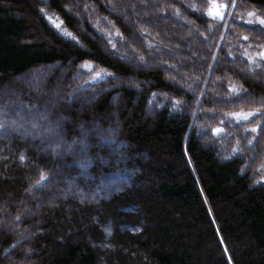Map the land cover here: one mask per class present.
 Masks as SVG:
<instances>
[{
  "label": "trees",
  "instance_id": "obj_1",
  "mask_svg": "<svg viewBox=\"0 0 264 264\" xmlns=\"http://www.w3.org/2000/svg\"><path fill=\"white\" fill-rule=\"evenodd\" d=\"M250 11L264 17V0H0V88L46 68L48 86L66 70L96 89L43 103L63 121H30L37 140L0 139V264H264V29L242 24ZM112 175L130 187L89 200Z\"/></svg>",
  "mask_w": 264,
  "mask_h": 264
},
{
  "label": "rangeland",
  "instance_id": "obj_2",
  "mask_svg": "<svg viewBox=\"0 0 264 264\" xmlns=\"http://www.w3.org/2000/svg\"><path fill=\"white\" fill-rule=\"evenodd\" d=\"M71 1V0H70ZM36 3H39L40 0H35ZM69 2V1H68ZM71 3V2H69ZM73 7L75 3H72ZM111 5L114 7V9L120 14L119 16L123 19V23L130 27V29H133V27L137 28V25H135V22L133 21L131 15L127 16V12L123 11L122 5L119 4V2H112ZM70 7V10L73 8ZM111 11V10H110ZM47 12V11H46ZM82 13V14H81ZM90 13L86 12L85 9H79L78 12L74 13L75 19H77L79 22L83 20V22L90 24L92 27L95 25L94 21H92L91 18L88 16ZM113 14V12H112ZM50 15L46 13V18L48 19ZM123 16V17H122ZM51 26H54L56 28H61L60 23L57 20L51 19L48 22ZM132 27V28H131ZM135 29V28H134ZM139 29V28H138ZM62 31V29H60ZM140 30V29H139ZM80 31L82 32V28H80ZM36 35V32H35ZM37 36H39V32L37 31ZM203 46V45H202ZM134 65L133 63H128ZM133 67V66H132ZM53 70H47L45 69H36L32 70L17 79H13L11 83L8 85L2 86L0 88L1 90H4V92H0V101L1 99L3 101L0 102V107L4 106L6 107V111L0 110V118L3 119L7 118L5 115L9 116V121H0V136H2L0 139L4 138L5 136L8 137L11 134H14L17 138L26 139L28 141H35L37 140V126H33L30 121L36 120V122L46 123L53 121V123L56 124V121L61 124V119H57V116L53 114V112L44 106V104L51 106L49 104L52 103V105L56 104L57 98H63V100H66L67 103L71 104L73 102L77 101V98L88 96L89 93L94 92V90H89V92H85L86 88L82 89L83 83H85L86 78H82L81 83L82 85L77 84L74 82L77 81L78 75L80 74V71H75L72 73V77L67 82H64V75L67 74L68 71H60L56 78H52L53 82L51 86H48V79H51ZM76 78V79H75ZM74 79V80H73ZM78 83V82H77ZM47 90V91H46ZM75 90H81L77 95L74 94V96L71 97L70 94H68L70 91L73 93ZM98 90V89H97ZM27 95L34 96L35 98L39 99L43 106H39L36 104L30 103L27 104ZM71 97V98H70ZM89 97V96H88ZM71 99V100H70ZM83 99V98H82ZM85 99V98H84ZM49 100V102H48ZM62 100V101H63ZM87 100V99H86ZM38 101V102H40ZM85 102V101H83ZM44 103V104H43ZM32 104V105H31ZM38 104V103H37ZM67 104V106L69 105ZM29 106H32L33 108H29ZM57 110V109H56ZM55 110V111H56ZM10 118L14 119L13 121H10ZM61 118V117H60ZM8 119V118H7ZM57 119V120H56ZM55 121V122H54ZM65 123H67V120H64ZM66 125V124H65ZM7 127V128H5ZM61 125L56 126L55 130L56 132H61ZM40 129V128H39ZM104 133L103 130L99 131V134ZM16 134V135H15ZM35 134V135H33ZM36 137V138H35ZM99 139V138H98ZM102 142V140H100ZM104 143V142H103ZM46 144V143H45ZM47 145V144H46ZM103 145V144H101ZM48 146V145H47ZM105 148V152L107 151L111 153L112 155H116V151H114V146L112 142H109L108 145H103ZM48 150L49 146H48ZM116 150V149H115ZM54 151V150H52ZM62 151V147L57 148L55 153L52 152V156L54 157V154L57 152ZM117 156V155H116ZM60 162V161H58ZM71 168H77L71 167ZM87 168L84 167V169L81 172H85ZM79 170V169H78ZM52 181V180H50ZM132 182V178L130 175H122V176H108L102 183L99 185V187L95 188L91 191L92 195H88L89 200L93 199H102V200H109L112 196H116L118 193L123 191L124 189H127L130 187Z\"/></svg>",
  "mask_w": 264,
  "mask_h": 264
},
{
  "label": "snow or ice",
  "instance_id": "obj_3",
  "mask_svg": "<svg viewBox=\"0 0 264 264\" xmlns=\"http://www.w3.org/2000/svg\"><path fill=\"white\" fill-rule=\"evenodd\" d=\"M209 3L211 4L212 7H218V8L227 10L229 8H234L236 6L237 0H231L230 3L219 4V5H217L215 3V0H209ZM229 14H231V13H229ZM207 15L211 16L212 19L223 20L225 12L217 11V12H215V14L209 12V13H207ZM247 15H248L249 19H247L246 21L242 19V24L246 23V24L251 25V24H254V23H258L260 26H262V29H264V17H260V16L256 15L255 12H252V11L248 12ZM244 39H247V37H244ZM259 58L261 60H264V52H261L259 54ZM250 62H253V61L250 60ZM257 67H259V65H257ZM97 77H99V73H97ZM229 91L236 92V89H235V87H230ZM252 115H254V114L253 113H248V114L237 113V114H235V116L237 118H242L243 120H248ZM220 131H222V130L217 129V130L214 131V134H217ZM250 131L251 132H256L257 128H252V129H250ZM21 159H23V156H21Z\"/></svg>",
  "mask_w": 264,
  "mask_h": 264
}]
</instances>
